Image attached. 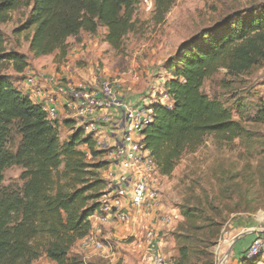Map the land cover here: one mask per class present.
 <instances>
[{"label": "trees", "instance_id": "trees-1", "mask_svg": "<svg viewBox=\"0 0 264 264\" xmlns=\"http://www.w3.org/2000/svg\"><path fill=\"white\" fill-rule=\"evenodd\" d=\"M138 3L0 0V25L10 20L11 12L28 9L16 32L31 30L27 43L33 59L51 55L64 59L68 39L81 33L94 36L99 28L106 30L105 43L120 51L125 37L134 31ZM173 4L174 0H153L154 22H163ZM261 64L264 5L227 15L181 45L167 62L165 94L150 105L152 121L141 132L160 177H170L183 155L195 153L209 137L220 147L249 136L221 101L203 92V86L219 70L238 77ZM8 66L15 76L5 73ZM28 67V56L6 50L0 30V264H32L42 256L54 264H93L70 251L89 234L90 218L100 209L106 181L99 171L107 162L86 159L79 148L85 147L92 159L103 151H95V142L71 119L62 121L69 135L60 142L59 126L50 124L42 106L15 86V77L25 79ZM251 120L264 124V101ZM10 167L23 170L21 186H2L3 173ZM180 239L183 244L172 264H193L198 254L190 244L197 240ZM244 254L241 263L256 264V259L244 260Z\"/></svg>", "mask_w": 264, "mask_h": 264}, {"label": "rangeland", "instance_id": "rangeland-1", "mask_svg": "<svg viewBox=\"0 0 264 264\" xmlns=\"http://www.w3.org/2000/svg\"><path fill=\"white\" fill-rule=\"evenodd\" d=\"M143 1L139 0L134 13V31L125 37L120 51L105 43L106 30L99 28L94 36L81 33L70 38V51L64 59L57 60L52 55L36 62L28 53L31 30L16 32L28 13L24 7L11 12L10 20L0 25V30L6 50L27 54L28 61H32L31 70L36 75L42 74L38 75L42 81L54 77L71 84L108 82L121 100L135 107L152 104L165 94L164 82L170 77L167 62L181 45L200 31L221 23L227 15L264 5V0H174L163 22L155 23L153 0H147L152 2L151 10H147ZM12 72L8 66L5 73ZM70 76L71 81H67ZM15 78V85L25 91L28 88V84L22 85L25 79ZM203 92L221 101L249 136L220 147L207 138L195 153L183 155L170 177L155 176L157 209L128 208L131 213L128 223L120 224L111 218L106 224H97L103 249L83 248L78 243L70 255L93 264H154L152 256L157 254L163 264H172L183 244L180 238L191 236L198 242L190 244L198 254L193 264L207 261L219 264L233 238L242 233L259 230L264 243V124L251 120L264 101V64L238 77H229L219 70L204 83ZM64 118L70 119L66 112H62L57 122L60 142L69 135V130L61 125ZM79 150L91 163H106L103 154L92 159L85 147ZM22 171L19 167L6 169L2 186H21ZM109 171L108 164L99 171L103 180L106 181ZM149 231L154 233L152 242L146 238ZM255 259L256 264H264V246ZM32 264L54 263L42 256ZM224 264H240L235 261L233 248Z\"/></svg>", "mask_w": 264, "mask_h": 264}, {"label": "built area", "instance_id": "built-area-1", "mask_svg": "<svg viewBox=\"0 0 264 264\" xmlns=\"http://www.w3.org/2000/svg\"><path fill=\"white\" fill-rule=\"evenodd\" d=\"M143 4L147 10L152 9V2L144 0ZM25 82L29 85L25 91L38 99L50 124H57L56 105L62 100L61 106L69 118L76 122L85 135L92 138L96 149L103 151L110 168L106 175V190L100 199L99 211L90 218L91 230L81 240L83 248L99 251L104 244L97 224H106L111 218L126 224L131 219L128 208L150 211L159 207V193L153 185L158 173L141 135L152 121L151 104L135 107L127 104L108 82L101 85L71 84L51 77L46 80L50 92L48 95L38 90L35 75L31 72L26 75ZM162 221L168 222L167 219ZM146 238L152 242L154 233L149 231ZM263 246L262 240L256 237L245 250L244 260L255 259ZM152 262L163 264V259L154 254Z\"/></svg>", "mask_w": 264, "mask_h": 264}, {"label": "crops", "instance_id": "crops-1", "mask_svg": "<svg viewBox=\"0 0 264 264\" xmlns=\"http://www.w3.org/2000/svg\"><path fill=\"white\" fill-rule=\"evenodd\" d=\"M68 41H69V39L67 40V43H68ZM70 51V48H69V50H68V52ZM21 54H24V53H21ZM24 55H26L27 56V54H24ZM52 56V55H51ZM50 56H47V57H42V58H46V59H48ZM33 59V58H32ZM41 58H37V59H34L36 62L37 61H39ZM32 62V61H31ZM30 60L28 61V63H29V67L25 70V72H24V74H23V77L24 78H26V75L29 73V72H33L32 70H31V67H30ZM41 73H43L42 71H41ZM33 75H35V83H36V87L38 88V90H40L43 94H50V92H49V87H48V85H47V83L45 82V81H42V79L41 78H39V76L38 75H42V74H37L36 75V73H32ZM8 75H12V76H14L15 74L12 72V73H8ZM72 77L73 76H70V77H68L67 78V81H71V79H72ZM22 85L25 87V85H27V83L25 82V81H23V83H22ZM16 86V85H15ZM27 86H29V85H27ZM17 87V86H16ZM20 91H22L23 93H25V91L23 90V89H20L19 87H17ZM27 88H25V90H26ZM61 103H62V100H61V102L60 103H58L57 105H56V107H57V114H58V122H59V118H60V116H61V114H62V112L63 113H65V110L62 108V106H61ZM64 119H68V118H64ZM63 119V120H64ZM62 120V121H63ZM246 224H243V226H245ZM242 229H248V227L246 228V227H241ZM249 229H253L252 227H249ZM258 232H259V230H253V232L252 233H250V234H247V235H245L244 237H242V238H240L235 244H234V246H233V251H234V255H235V261L236 262H239L240 264H241V261H240V257L242 256V253L248 248V246L251 244V242L256 238V237H259V234H258ZM247 237V238H246ZM80 244L81 243V241H79V242H77L76 244ZM75 244V245H76ZM227 253V252H226Z\"/></svg>", "mask_w": 264, "mask_h": 264}, {"label": "water", "instance_id": "water-1", "mask_svg": "<svg viewBox=\"0 0 264 264\" xmlns=\"http://www.w3.org/2000/svg\"><path fill=\"white\" fill-rule=\"evenodd\" d=\"M252 232H253V231H249V232H246V233H242V234L236 236L235 238H233V240H232V242H231V245H230V248H229L228 251H227L228 255H229V253L231 252V250H232L234 244H235L240 238H242V237H244L245 235L250 234V233H252Z\"/></svg>", "mask_w": 264, "mask_h": 264}, {"label": "bare ground", "instance_id": "bare-ground-1", "mask_svg": "<svg viewBox=\"0 0 264 264\" xmlns=\"http://www.w3.org/2000/svg\"><path fill=\"white\" fill-rule=\"evenodd\" d=\"M227 259H228V253H226V255L224 257V260L221 263H219V264H224Z\"/></svg>", "mask_w": 264, "mask_h": 264}]
</instances>
